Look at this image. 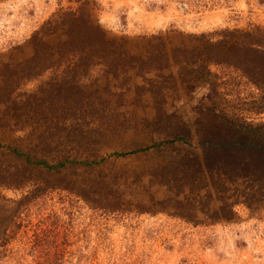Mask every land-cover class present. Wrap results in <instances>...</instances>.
Here are the masks:
<instances>
[{
    "label": "rangeland",
    "instance_id": "1",
    "mask_svg": "<svg viewBox=\"0 0 264 264\" xmlns=\"http://www.w3.org/2000/svg\"><path fill=\"white\" fill-rule=\"evenodd\" d=\"M86 1L116 65H77L94 47L63 46L60 18ZM263 30L264 0H0V264H264V201L211 220L161 182L154 147L264 127V87L224 64L186 68L203 65L201 42Z\"/></svg>",
    "mask_w": 264,
    "mask_h": 264
},
{
    "label": "trees",
    "instance_id": "2",
    "mask_svg": "<svg viewBox=\"0 0 264 264\" xmlns=\"http://www.w3.org/2000/svg\"><path fill=\"white\" fill-rule=\"evenodd\" d=\"M89 7L87 1L83 2L74 12L65 13L60 18V24L66 26L63 31L65 38L63 46L71 53L75 46H81L86 42L90 43V48L94 47L91 52L85 54L86 61L81 58L77 65L87 67L90 62L88 57L92 56V53L116 65L122 59L116 54L115 49L109 48V44H117L112 40H105L104 32L96 24ZM224 34H227L228 38L221 42L200 43V51L197 54L203 65L197 68V63L187 64L186 68L191 75L200 79L207 73L205 72L207 64H224L239 70L251 82L263 88L264 30L241 34L245 38L241 40V44L236 43V39L230 40L234 36L238 37V34L230 31ZM229 125L233 126L232 123ZM193 139H196L198 147L184 152L182 157H177L175 154L180 150L173 146L176 144L188 146ZM154 147L162 153L166 151L163 158L169 159L167 168L160 172L161 182L165 180V184H173L172 187L180 191L186 187L188 193L183 198L184 203L191 207H195L194 203H197L199 211L207 210L211 220H230L233 216L231 205L235 203L245 206L248 210H255L260 201H264L263 126H243L237 130H195L193 133L190 130H181L171 132V135L165 136ZM128 154L113 153V156L125 157ZM172 155L176 162H173ZM204 177L206 183L203 181ZM225 185H233L229 194H225ZM167 187L171 188L169 185ZM207 187L214 193L213 200L220 203L216 210L210 208L208 204L211 200L210 193L205 191L206 195L202 200L198 197V191L208 190ZM231 196L232 201L227 203L226 200ZM183 213L180 214L184 216Z\"/></svg>",
    "mask_w": 264,
    "mask_h": 264
}]
</instances>
